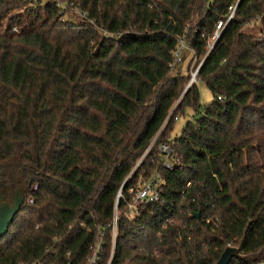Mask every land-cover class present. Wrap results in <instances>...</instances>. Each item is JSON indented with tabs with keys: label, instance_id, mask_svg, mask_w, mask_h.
I'll list each match as a JSON object with an SVG mask.
<instances>
[{
	"label": "trees",
	"instance_id": "obj_1",
	"mask_svg": "<svg viewBox=\"0 0 264 264\" xmlns=\"http://www.w3.org/2000/svg\"><path fill=\"white\" fill-rule=\"evenodd\" d=\"M58 1L0 0V193L26 200L0 264H88L98 243L97 264H216L229 246L262 264L264 0H68L87 17L66 20ZM233 5L197 75L214 98L172 137L200 113L191 64ZM156 174L160 200L132 214Z\"/></svg>",
	"mask_w": 264,
	"mask_h": 264
},
{
	"label": "built area",
	"instance_id": "obj_2",
	"mask_svg": "<svg viewBox=\"0 0 264 264\" xmlns=\"http://www.w3.org/2000/svg\"><path fill=\"white\" fill-rule=\"evenodd\" d=\"M59 8H60V15L63 20H66V13L67 10L69 9H74L76 13L82 17L86 18L87 13L83 10H81L79 5H74L71 1H58L57 2ZM230 14L227 16V19H221L217 22L213 33L208 39V42L206 44V49L207 53L206 55L200 60V62L197 63V58H194L191 64V76L190 79L187 83L186 90H188L191 86L194 84H197V75L202 67L205 58L207 55L212 51V49L215 47L216 43L221 37V34L225 27L227 26L228 22L233 18L235 10H236V5L231 6L230 8ZM191 49L186 41V34L184 33L183 35L178 36V42L177 45L175 46V49L173 50V57L174 61L171 63V67L174 68L175 66L183 63L185 59V53L186 50ZM197 63V64H196ZM221 98V97H220ZM175 120H178V117H175ZM160 152L164 156V163L163 165L168 168V169H173V161L178 162L181 158L179 154H177L173 147L168 144V143H163L159 146ZM164 184V180L161 176L156 174L153 178H151L149 181L144 182L135 192V196L133 197V200L128 202V210L132 214L139 213L140 211V206L145 204V203H150V202H155L160 200L161 198V188L162 185ZM191 183L188 182L187 185L189 186ZM121 193L119 194L120 198ZM33 202V200H30ZM117 212V211H116ZM210 222V220H208ZM116 224H117V213H115L114 221H113V226L114 230H116ZM102 248L101 243H98L95 248L93 249L90 257L88 258V264H97L98 263V253L100 252ZM264 264V262L262 263Z\"/></svg>",
	"mask_w": 264,
	"mask_h": 264
},
{
	"label": "water",
	"instance_id": "obj_3",
	"mask_svg": "<svg viewBox=\"0 0 264 264\" xmlns=\"http://www.w3.org/2000/svg\"><path fill=\"white\" fill-rule=\"evenodd\" d=\"M26 200L22 194L21 188H18L10 200H5L0 193V238H2L9 229L15 216L20 212ZM200 215L199 213L197 214ZM238 255V249L234 246L227 247L221 254L216 264H230L233 257Z\"/></svg>",
	"mask_w": 264,
	"mask_h": 264
},
{
	"label": "rangeland",
	"instance_id": "obj_4",
	"mask_svg": "<svg viewBox=\"0 0 264 264\" xmlns=\"http://www.w3.org/2000/svg\"><path fill=\"white\" fill-rule=\"evenodd\" d=\"M65 16H66V18H70V19L71 18L77 19L79 17V15L76 13V11H74V9L67 10V13ZM185 66H186V64H185ZM176 72H177V68L173 69L172 74H175ZM197 86H198L199 91H200V102L202 104V107L200 108V113H198L196 117H193V115L196 114V111H194L192 109H188L187 113L185 115L180 116V118L178 120H176L177 123H176V127L174 128V131L172 133V137L179 135L181 133L183 127L186 125V123L188 121H190V120L195 121V119L197 117H199L201 112L203 111V105L210 103L214 98L211 90L207 87V85L204 82H202L201 80H198Z\"/></svg>",
	"mask_w": 264,
	"mask_h": 264
}]
</instances>
